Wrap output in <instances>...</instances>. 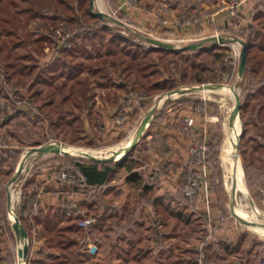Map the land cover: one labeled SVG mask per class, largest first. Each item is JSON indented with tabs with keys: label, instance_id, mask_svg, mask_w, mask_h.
Listing matches in <instances>:
<instances>
[{
	"label": "rangeland",
	"instance_id": "374dc122",
	"mask_svg": "<svg viewBox=\"0 0 264 264\" xmlns=\"http://www.w3.org/2000/svg\"><path fill=\"white\" fill-rule=\"evenodd\" d=\"M95 1L97 9L109 13L116 20L118 16L121 17L122 22L107 19L108 24L117 26L122 34L131 36L146 47L154 45L142 36L165 40L177 47L201 40L205 35L201 30V24L207 20L213 22L206 16L219 9L221 2V0H183L185 1L184 8L177 15L168 17L158 5L159 0H135L131 7L126 6L125 0H120L125 8L155 12L158 20L151 29L136 24L131 16L120 10L118 0L111 2L100 0L101 8L97 0ZM205 2L211 4L207 6L208 4H203ZM0 5H4L3 7L8 10V12L0 11V67L4 70L0 73V95L2 96H0V101L2 104L5 103L4 110L7 111L8 109L12 115V118L6 123L7 125L0 128V150L6 148L3 159L0 158V184L2 185L3 181H6L5 188L0 185V264H19L18 244L8 216L7 190L10 192V188L19 192L20 196L15 205V213L18 214L20 221L28 231V254L25 264H31L40 258L54 259L58 255L56 249L46 245L43 228L34 222V214H38L51 204L59 205L67 210L70 203L77 204L78 207L85 210L86 215L96 219L90 226L83 227L82 233L74 234L80 246L76 264H264V237L231 215L229 210L230 193L223 184L225 170L222 163L225 145L224 125L226 122L228 124L229 114L235 104V97L227 93H211L210 96H203L198 91H191L174 96L177 97L175 98L177 101L200 102L203 104L200 105L204 109L203 113L207 111L205 108L207 106L210 112L217 117V127L214 134L218 143L215 166L208 157L212 174L215 175L213 185L215 202L218 206L216 217L209 214L207 216L201 212V209L194 206L195 200L201 192L193 198H187L183 195L181 173H173L174 168L158 165L155 161L148 160L144 152L147 141L146 135L140 138L129 153L127 152V156L128 158L135 156V158L141 159L140 162L144 165V169L153 166L151 171L154 173H158L156 168H161L163 169L162 173L168 178L179 176L181 193L178 195V202L173 204L156 202L155 207H152L153 205L150 207L149 202V204L143 203L144 205L137 202L136 194L133 192L132 200L125 203L124 197L127 189L124 190L125 188L121 187L115 191H111L108 186L97 187L93 191H88L79 185L78 192H73L71 187L73 184L60 182L59 174H57L58 168L60 166L62 169L78 167L73 164V161L78 160L86 164L91 163L92 159L61 154L56 151L30 154L24 159V168L18 178L13 183H9L16 169L13 172L10 170V161L13 159L12 153H9L11 150H21L20 161L31 147L49 142L93 150L112 148L134 134L140 120L150 107L156 105L153 110L154 115L164 109L171 100L169 98L163 102L165 94L177 87L200 84H217L222 87L234 86L243 105L249 83L247 77L240 79L236 76L230 80L231 75L223 73L221 79L216 78V81H212V77L220 75V68L223 63L229 64L232 56L239 58L241 44L237 38H241L238 34L241 28H236L232 24L225 31L228 32L227 35L216 34L234 37L236 40L218 42L214 51L221 53V57L214 61H212L211 55L198 54L195 50L182 51L176 55L170 54L164 57L153 54L152 60L154 59V62L159 65L160 70L173 72V76L176 77L179 85L156 94L152 99L149 96L151 101L146 109L136 112L132 111L134 103L140 104L144 97L147 98V90L141 87L140 82H137L135 88L129 84L125 89H119L113 85L100 86L94 78L95 76L89 75L87 69L80 74L81 78L88 81L87 95L89 99L86 102L84 100L82 102L80 97V101H75L69 86H64V78L61 77L56 79L52 86H45L41 83L29 86L27 78L25 83L17 82L14 84V81L9 82L5 71L10 68L11 60L22 63L35 62L42 68L45 63L65 53L66 49H60L61 36L70 35L72 29L71 24L65 19H61L62 17L55 19L54 22L47 20L46 17H50L52 14V11L48 9L41 10V13L39 12L37 15H28L24 14L20 6L11 0H0ZM237 8L232 12L227 11L235 20H238ZM223 11L225 12V10L220 12ZM46 12L48 15L44 14ZM9 13L12 15V19L6 23L3 18L9 17ZM263 19L262 17L261 21H264ZM257 22L251 19L250 24L257 25ZM187 24H192L196 28L195 31H199L200 34L182 35L179 30ZM11 27H15V35L8 36L4 28ZM170 30L178 31V35L163 34L173 33ZM42 32L48 34L49 39L43 42V48L37 52L35 37ZM12 36L15 37L11 40L10 37ZM78 39L80 38L76 37L74 41H78ZM212 44L206 42L204 46L210 47ZM87 45L91 52L95 51L89 43ZM250 61L255 68V72L252 74L253 79L259 83V81L264 80V56H253ZM84 62L92 64L96 60L90 58V60L85 59ZM193 63L198 67H193ZM118 66L121 67L119 64ZM119 73L113 76L118 78ZM198 73L203 78L201 81L198 80ZM76 84H74L75 91H78ZM85 103L88 108H85ZM253 104L254 102L251 101L247 106L242 107L241 105L240 108V119L244 133L242 132L239 140V150L250 204L256 206L260 212V217H264V183L262 182L264 157H262L263 153L258 145L260 139L264 137V121L261 120L264 114L258 112L255 114L257 108ZM83 108L84 112L81 111ZM119 116L123 117L122 121H119ZM188 148L184 163L176 171H181L186 166ZM62 157L66 158L63 159ZM120 166L117 164L114 166L119 174L124 172ZM31 170L37 176L28 187L35 189L36 193L31 199V207L23 211L22 219L19 215L22 187L30 176ZM50 175L53 177L52 179ZM145 179L148 178L145 177ZM151 180L155 181L156 178ZM154 194L152 191L149 193L150 198L153 195L151 200L149 199L151 202L152 199L157 198ZM120 199L121 202L117 204L116 201ZM82 200H89L92 203L91 206H81ZM53 201L55 202L52 203ZM41 205L45 207L40 208ZM115 205L116 207L113 208L112 206ZM4 213L8 219L7 222L2 221ZM227 243L229 248H225ZM193 260L195 263L192 262Z\"/></svg>",
	"mask_w": 264,
	"mask_h": 264
},
{
	"label": "trees",
	"instance_id": "16d2710c",
	"mask_svg": "<svg viewBox=\"0 0 264 264\" xmlns=\"http://www.w3.org/2000/svg\"><path fill=\"white\" fill-rule=\"evenodd\" d=\"M20 6L21 11L28 15H37L41 10H50L52 14L50 17H46L47 20L54 22L55 19H65L71 24V34L68 36H61L62 43L60 45L61 50H65L63 55H59L54 60L47 62L41 68L37 63H22L20 61L15 62L11 60L9 63L10 68L5 71L9 82L14 81L25 83L33 86L35 84H44L45 86H52L56 79L59 77L64 78V86L68 85L69 90L75 101L82 102L88 101V81L80 77V74L87 69L89 75L96 78L97 83L100 86L113 85L119 89H125L132 84L135 88L137 82L142 85L141 87L147 90V98L140 102V109L143 111L149 105L150 99L156 94L170 90L176 87L178 80L173 76V72L161 71L159 65L154 62L153 54L164 57L167 55H176L182 51H194L202 55H211L212 61L221 57V53L215 52L217 43L212 44L210 47L203 46L197 49H185V48H166L162 46H150L146 47L135 41L129 35L122 34L117 26L110 25L106 22L107 18H100L90 8L91 0H11ZM111 2V0H109ZM4 5H0V11L8 12ZM41 13V12H40ZM45 15L47 14L44 13ZM48 15V14H47ZM240 14L237 13V16ZM43 16V15H42ZM10 17V18H9ZM9 17H4V22L8 23L12 19V15L9 13ZM264 0H259L255 8L252 11L253 21H258L257 25L249 24L247 27L241 28L238 32L241 39L246 43V71L244 77L249 79V83L246 88V100L243 102V106H247L251 101L256 107L255 114H264V80L255 82L253 79V73L255 68L252 65L250 58L259 55L263 57L264 52ZM45 18V17H44ZM119 18V19H118ZM117 20L122 22L121 17L118 16ZM264 20V19H263ZM6 25H4L5 27ZM228 28H218V30L224 35ZM7 31L8 36L13 35L14 29L4 28ZM14 36L10 37L12 40ZM78 37V41H74ZM49 39V35L45 32L38 34L35 37L37 42V52L43 48V42ZM80 40V41H79ZM90 44L94 48V52L88 49ZM228 48V47H227ZM59 49V50H60ZM263 55V56H262ZM90 58L96 60L92 64H86L84 61L90 60ZM121 65V67L118 66ZM193 67L198 65L192 64ZM239 66V58H232L229 60V64L223 63L220 68V75L212 77V81H216V78L221 79L223 73H227L230 76V80L237 76ZM203 68V67H202ZM200 68V69H202ZM118 70H120L118 72ZM119 73V77L113 75ZM198 80L203 78L197 74ZM15 78V79H14ZM70 81V82H69ZM131 82V83H130ZM77 83V84H76ZM74 84L78 85V91H75ZM76 88V89H77ZM37 93V92H36ZM258 98V99H255ZM260 98V99H259ZM86 104V103H85ZM88 108L86 104L85 108ZM84 108L81 110L82 112ZM89 111V110H88ZM263 119V120H262ZM261 120L264 121V115ZM244 133V131H243ZM242 133V134H243ZM216 137L209 142L208 157L211 162L216 164V155L218 143L215 140ZM259 147L264 154V137L259 141ZM9 152V149L7 150ZM12 161H10V170L14 171L17 162L21 155V150H15L12 152ZM129 153V152H128ZM128 153L119 160L112 161H96L92 160L91 163H82L78 160L73 161V164L80 167L82 174L86 177L85 183L81 184L88 191H93L97 187L106 186L107 181L114 170L115 164L123 165L126 169L130 170L134 166V159H128ZM262 154V157L264 155ZM3 154L0 155V158ZM65 159L66 157H62ZM60 158V159H62ZM36 166V165H35ZM62 166L58 168L57 174H59ZM26 179L22 187V200L20 205V217L22 218L23 211L31 207V199L36 193L35 189H30L28 186L33 180H35V172H32ZM264 178V171L262 172ZM212 181H214V173L211 175ZM154 182V181H150ZM6 181H3L2 187L5 188ZM72 188H79V185H73ZM181 198L182 195H181ZM81 206H91V202L81 201ZM23 219V218H22ZM33 220L36 224H40L43 228V236L48 247H52L58 251V255L54 259H36L31 264H76L77 258L80 253L79 241L75 238L74 234L82 233L83 227L78 224L77 217L66 213V209L56 204H51L45 209H42L38 214H34ZM7 222L8 219L4 213L3 220ZM231 244V243H230ZM229 244H225V248H229ZM195 263V261H192Z\"/></svg>",
	"mask_w": 264,
	"mask_h": 264
},
{
	"label": "crops",
	"instance_id": "0c3cea01",
	"mask_svg": "<svg viewBox=\"0 0 264 264\" xmlns=\"http://www.w3.org/2000/svg\"><path fill=\"white\" fill-rule=\"evenodd\" d=\"M258 1L259 0H242L241 4L237 8V13L240 14L238 16V20H235L226 11L217 14L213 22H208V20L206 19L207 21H204L200 26L202 32L205 34L202 38L221 33L218 28H227L232 24H234L236 28L247 27L251 23L252 11ZM184 3L185 1L183 0H159L158 5L162 8L164 13L168 17H171L177 15L180 10L184 8ZM118 4V8L125 12L127 15L131 16V19H133L136 24L150 28L156 25L158 18L155 12L151 10L145 12L142 9L138 10L133 8H125L124 6H122L120 0H118ZM203 4H208L207 6H209L211 3L205 2ZM12 29L15 30V27ZM195 30L196 28L192 24H187L186 26L181 27L179 31L182 35H190L192 33H196L197 35H199V31ZM170 31H172L173 33L163 34H167L168 36H174L173 34L178 35V31ZM13 35H15V32H13ZM32 54L33 56H35L34 53ZM2 72H4V70L0 67V73ZM175 98L177 97L171 98V100H169L170 103H167L164 109L158 111V113L154 115L153 119L148 125L144 134V137L145 135L147 136L144 152L149 161H155L158 165L161 164L163 166L172 167L176 170L177 168H180L184 163L187 156V148L190 143H192V141L203 138L210 143V141L214 137L217 127V117H215L210 112L207 106H205L207 111H204V113L202 111H198L197 107L203 105L200 102H182L177 101ZM4 107L5 103L2 104V101H0V128L6 126V123L12 118L11 112L8 111V109L7 111L4 110ZM140 107V104L134 103V105L132 106V111L134 110L138 112V109H140ZM190 115L195 117V126L192 131L186 132L184 130V119L185 117ZM5 153L6 148L0 150V155H4ZM130 158H133L135 160L134 166L130 170L126 169L123 165H118L124 170V172L119 174L118 171L115 170V168L112 171L106 185L111 188V191L119 190L118 188L120 187L123 189L125 188L124 190L127 189V191H125L126 193L124 192L125 203L132 200L133 192H135L136 194L137 202L141 203V205H144L143 203L147 202V204L150 203V207L152 205V207H155L156 202H158L159 204H164L163 202H170L171 204H173L174 202H178V195L181 193V179H179V176L168 178L163 173H157L156 180L152 183L149 179H145L144 173L146 174L151 171L153 166H149L148 169H144V165H142L140 162L141 159L137 157L135 158V156H131L128 159ZM119 175L121 176L118 177ZM211 175L212 171L210 172L208 180L202 188L201 193L196 198L194 206L198 209H201V212H204L207 216L209 214L210 216L214 215V217H216L218 206L215 202L216 198L214 195V182L212 181ZM36 176L37 174L35 175V178ZM50 178L52 179L53 177L50 175ZM262 182L264 183V178ZM78 190V188H73L72 191L78 192ZM151 191L155 193V196H157L156 199H152V202L150 200L153 195L151 198L149 196V193ZM54 202L55 201H53L52 203ZM120 202L121 199L116 201L117 204H119ZM44 207L43 205H41L40 208ZM112 207L114 208L116 207V205Z\"/></svg>",
	"mask_w": 264,
	"mask_h": 264
},
{
	"label": "water",
	"instance_id": "95a60500",
	"mask_svg": "<svg viewBox=\"0 0 264 264\" xmlns=\"http://www.w3.org/2000/svg\"><path fill=\"white\" fill-rule=\"evenodd\" d=\"M95 2H96L95 0L90 1V8L92 9V11H94L100 18H107V19H110L112 21L117 22V20L112 15H110L109 13L103 11L102 9H99V8L97 9ZM142 37H144V39L146 41L153 44L154 46H162V47L171 48V49H173V48L197 49V48L203 47L204 43H206V42H211L214 44V43H218V42L223 43V42L236 40L234 37H226V36H222V35H212V36L203 38V39L195 41V42L187 43L184 46L177 47L173 43L165 41V40H161V39L154 38V37H148V36H142ZM237 41L241 44V49L239 51V66H238V71H237V78L241 79L244 77V73L246 71V43L241 38H237ZM221 88H222V86L217 85V84H200V85H190V86H185V87H177L175 89L168 91L165 94L163 102H165L169 98H173L174 96H177L179 94H183L186 92L200 91L203 89L218 90ZM230 88L232 89V91L234 93L235 104H234L232 111L229 114V117H228V127H233L236 119H239L241 121V119H240V108L242 105V101L240 99L238 92L235 91L234 86H230ZM155 107H156V105H153L145 113L144 117L140 120V122H139V124H138L132 138H131L130 143L127 146L120 147V148L112 151V153L110 155H107V156L96 157L93 155H87V157L92 159V160H96V161L119 160L117 156L120 153H124V155H125L127 152H129L130 149L145 134L148 125L150 124L151 120L154 117V111L153 110ZM242 132H243V127H241L240 135L238 137V142H237V149H238L239 155H240L239 140H240V137L242 135ZM63 146L64 145L57 144L54 142H49L46 144L31 147L29 150L26 151V153L20 159V161H19V163L15 169V172L13 173V175L11 176V178L9 180V183L10 184L13 183L18 178L20 172L24 168V159L26 157H28L30 154H32L33 152L45 153V152L56 151V152H59L61 154L75 155L74 152H75V149L77 147L65 146L67 148V149H65ZM235 172H236V168H234V179H233L232 189L230 192L229 210H230L231 215L233 217H235L239 222H241L247 226L258 225V226L264 227V223L248 220V219L240 216L234 210V201L232 200V198L235 197L236 192H237V180H236ZM7 198H8V209H9L10 208L9 205L11 202L9 190H7ZM11 226H12V229L14 231L17 243L24 241L23 245L21 247L17 248V257H18L19 262L24 261V263H25L27 260V254H28V242H27L28 231H27L26 227L20 221L17 213H15V219L13 221H11Z\"/></svg>",
	"mask_w": 264,
	"mask_h": 264
},
{
	"label": "bare ground",
	"instance_id": "6f19581e",
	"mask_svg": "<svg viewBox=\"0 0 264 264\" xmlns=\"http://www.w3.org/2000/svg\"><path fill=\"white\" fill-rule=\"evenodd\" d=\"M97 3H99V7L101 8L100 0H97ZM198 92H200L203 96H210L211 93H227L231 95L232 97H234V93L230 87H222L221 89H218V90L203 89ZM241 124H242L241 121L239 119H236L233 127H228L227 122L224 125L225 145H224V155L222 157V163H223V167L225 170H224L223 184H224V187L230 193L232 189V185H233V179H234V168H236L235 176L237 180V192H236L235 197L232 198V200L234 201V210L240 216L248 220L264 223V217L259 216V213H260L259 210L256 208L255 205L250 204V201L248 198V189H247L245 179H244V170L242 166V160H241V157L237 149L238 137L240 135V131L242 127ZM132 136L133 135H130V137L127 138L125 141L123 140L120 144H117L112 148L107 147L108 149L106 150L76 148L74 154L77 156H82V157H87V155H93L96 157L107 156V155H110L112 151L120 147L127 146L130 143ZM63 147L67 149L65 146ZM123 156H124V153H120L117 157L118 159H120ZM19 196L20 195L18 191H15L13 188H10V197H11L10 201L11 202L9 205L10 208L8 210V216L11 221L15 219V209H16L15 205L19 200ZM248 227L254 232H256L258 235H260L261 237H264V227L258 226V225L248 226ZM23 242L24 241L17 243L18 244L17 248L21 247L23 245ZM19 264H25V263L24 261H22V262H19Z\"/></svg>",
	"mask_w": 264,
	"mask_h": 264
},
{
	"label": "built area",
	"instance_id": "2783aa9c",
	"mask_svg": "<svg viewBox=\"0 0 264 264\" xmlns=\"http://www.w3.org/2000/svg\"><path fill=\"white\" fill-rule=\"evenodd\" d=\"M135 0H125L124 3L127 7H131ZM242 0H221L220 8L216 11L208 14L206 18L214 21L216 14L222 10L226 12H232L235 10L240 4ZM198 111H203V107H197ZM119 121L123 120V117L119 116ZM195 126V117L187 116L184 119V130L186 132H190L193 130ZM158 173H162L163 169L156 168ZM173 173H181L183 177L182 184V193L187 198H193L198 195L202 188L204 187L206 181L208 180V176L211 172V167L208 160V147L206 140H195L189 145L188 148V157L186 166L181 171L172 170ZM146 178L154 179L157 176V173L153 171H149L148 173H144ZM59 180L62 182H66L73 185H81L85 183L86 177L82 174L80 167H66L63 168L59 172ZM67 213L73 214L77 217L78 224L82 227H88L92 223L95 222V218L92 216H88L85 213V210L78 207L75 203H70L67 206ZM217 242V240H216Z\"/></svg>",
	"mask_w": 264,
	"mask_h": 264
}]
</instances>
